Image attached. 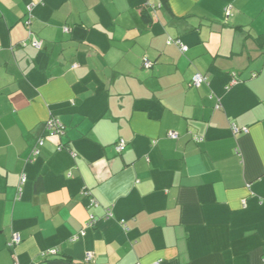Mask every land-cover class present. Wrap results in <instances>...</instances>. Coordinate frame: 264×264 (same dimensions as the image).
<instances>
[{
  "label": "crops",
  "instance_id": "crops-1",
  "mask_svg": "<svg viewBox=\"0 0 264 264\" xmlns=\"http://www.w3.org/2000/svg\"><path fill=\"white\" fill-rule=\"evenodd\" d=\"M158 263L264 264V0H0V264Z\"/></svg>",
  "mask_w": 264,
  "mask_h": 264
},
{
  "label": "built area",
  "instance_id": "built-area-1",
  "mask_svg": "<svg viewBox=\"0 0 264 264\" xmlns=\"http://www.w3.org/2000/svg\"><path fill=\"white\" fill-rule=\"evenodd\" d=\"M171 43H172V41H171ZM176 44L180 45V49L183 53H185L188 50L187 47L183 46L181 43L177 42ZM31 45L35 48H38V49L41 48V43L36 39H32ZM143 65L146 69H151L153 66V63L151 61L145 60ZM204 82H205V77L201 74H196L193 78V85L196 87H199ZM231 84L234 85V84H236V82L232 81ZM232 129H233L234 134H238V133L248 134L249 133L248 128L241 129V128L237 127L236 125H233ZM45 131L49 137H61L64 134V126L62 125V123L58 119L52 118L46 123ZM170 137L173 139L178 138V136L174 133H170ZM43 144H44V139L40 138L38 141V145H37L36 149L34 150L35 155H37L39 153V148L42 147ZM126 147H127L126 142L124 140H120L116 146V150L118 153H122L126 149ZM24 181H25V177H22V182H24ZM21 192H22V189L19 188V194L20 195H21ZM92 205H96L95 200H92ZM107 216H108V218H110V217H112V214L109 213ZM95 222L96 221H95L94 217H91V221L89 222L87 227L94 226ZM122 223H124V221H122ZM20 242H21V239H20L19 235H15L10 245L11 246H17ZM52 253L56 254V252H52ZM86 260L89 262L92 261L93 255L88 254ZM158 264H160V263H158Z\"/></svg>",
  "mask_w": 264,
  "mask_h": 264
},
{
  "label": "trees",
  "instance_id": "trees-1",
  "mask_svg": "<svg viewBox=\"0 0 264 264\" xmlns=\"http://www.w3.org/2000/svg\"><path fill=\"white\" fill-rule=\"evenodd\" d=\"M144 18L147 20V22H149V17L146 16V14H144Z\"/></svg>",
  "mask_w": 264,
  "mask_h": 264
}]
</instances>
